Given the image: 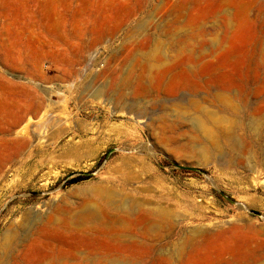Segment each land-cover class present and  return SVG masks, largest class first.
I'll list each match as a JSON object with an SVG mask.
<instances>
[{"label":"rangeland","instance_id":"rangeland-1","mask_svg":"<svg viewBox=\"0 0 264 264\" xmlns=\"http://www.w3.org/2000/svg\"><path fill=\"white\" fill-rule=\"evenodd\" d=\"M0 264H264V0H0Z\"/></svg>","mask_w":264,"mask_h":264}]
</instances>
